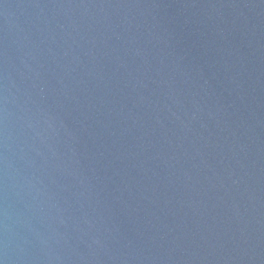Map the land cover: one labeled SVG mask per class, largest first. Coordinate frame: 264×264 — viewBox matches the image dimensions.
Here are the masks:
<instances>
[{"label":"water","instance_id":"1","mask_svg":"<svg viewBox=\"0 0 264 264\" xmlns=\"http://www.w3.org/2000/svg\"><path fill=\"white\" fill-rule=\"evenodd\" d=\"M0 264H264V0H0Z\"/></svg>","mask_w":264,"mask_h":264}]
</instances>
